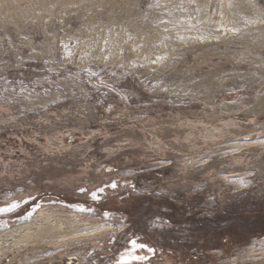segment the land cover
Listing matches in <instances>:
<instances>
[{"label":"rangeland","instance_id":"1","mask_svg":"<svg viewBox=\"0 0 264 264\" xmlns=\"http://www.w3.org/2000/svg\"><path fill=\"white\" fill-rule=\"evenodd\" d=\"M118 181L181 219L264 203V0H0V216L28 209L0 235L47 208L101 228L0 264H95L124 227L76 203ZM206 256L148 264H264V239Z\"/></svg>","mask_w":264,"mask_h":264},{"label":"trees","instance_id":"2","mask_svg":"<svg viewBox=\"0 0 264 264\" xmlns=\"http://www.w3.org/2000/svg\"><path fill=\"white\" fill-rule=\"evenodd\" d=\"M163 199L114 198L113 208L127 215L133 231L159 240L167 255L178 261L207 258V250L228 249L264 239V203L244 202L227 208L214 219H184ZM208 259V258H207Z\"/></svg>","mask_w":264,"mask_h":264},{"label":"flooded vegetation","instance_id":"3","mask_svg":"<svg viewBox=\"0 0 264 264\" xmlns=\"http://www.w3.org/2000/svg\"><path fill=\"white\" fill-rule=\"evenodd\" d=\"M127 187L124 185L123 181H118L115 183L113 192L109 196H104L100 200H82L76 204L79 205L80 211L93 210L100 214L101 216H113L119 219L122 226L124 227L120 233L111 238V251L106 256H101L95 261V264H148L150 261L156 259L161 254H166L165 250L158 244L160 241L154 239L152 241L149 237H144L139 231H133L132 225L127 222V215L119 214L121 210L113 208L114 198L123 199H134L129 196L127 192ZM149 196H144L146 198ZM138 199V198H137ZM151 200H153L151 198ZM66 203V202H64ZM109 203L106 209L99 208V205ZM68 205H73L75 203H66ZM171 205V204H170ZM173 206V205H171ZM110 209V210H109ZM25 211L19 214H10L7 218L0 216V219L13 220L27 213Z\"/></svg>","mask_w":264,"mask_h":264},{"label":"bare ground","instance_id":"4","mask_svg":"<svg viewBox=\"0 0 264 264\" xmlns=\"http://www.w3.org/2000/svg\"><path fill=\"white\" fill-rule=\"evenodd\" d=\"M205 130L206 138L213 139L215 130ZM75 217V214L67 216L57 210L42 209L36 213L31 223L0 235V251L5 246L8 249L33 246L35 251H43L45 245L64 246L101 231L100 226L94 224H76Z\"/></svg>","mask_w":264,"mask_h":264},{"label":"snow or ice","instance_id":"5","mask_svg":"<svg viewBox=\"0 0 264 264\" xmlns=\"http://www.w3.org/2000/svg\"><path fill=\"white\" fill-rule=\"evenodd\" d=\"M113 187H115V184H113Z\"/></svg>","mask_w":264,"mask_h":264}]
</instances>
